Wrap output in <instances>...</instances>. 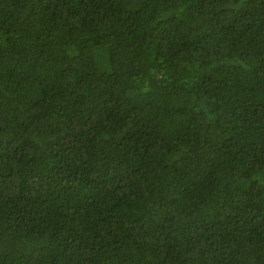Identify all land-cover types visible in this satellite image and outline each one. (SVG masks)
Instances as JSON below:
<instances>
[{"label":"trees","instance_id":"1","mask_svg":"<svg viewBox=\"0 0 264 264\" xmlns=\"http://www.w3.org/2000/svg\"><path fill=\"white\" fill-rule=\"evenodd\" d=\"M0 264H264V0H0Z\"/></svg>","mask_w":264,"mask_h":264},{"label":"rangeland","instance_id":"2","mask_svg":"<svg viewBox=\"0 0 264 264\" xmlns=\"http://www.w3.org/2000/svg\"><path fill=\"white\" fill-rule=\"evenodd\" d=\"M251 166L254 168V169H260L262 167V164L259 162V161H252L251 162Z\"/></svg>","mask_w":264,"mask_h":264}]
</instances>
